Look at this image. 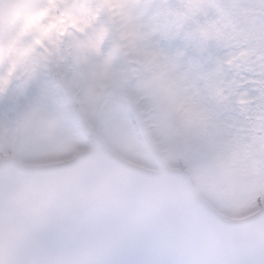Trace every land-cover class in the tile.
<instances>
[{
	"label": "clouds",
	"instance_id": "clouds-1",
	"mask_svg": "<svg viewBox=\"0 0 264 264\" xmlns=\"http://www.w3.org/2000/svg\"><path fill=\"white\" fill-rule=\"evenodd\" d=\"M0 264H264V0H0Z\"/></svg>",
	"mask_w": 264,
	"mask_h": 264
}]
</instances>
